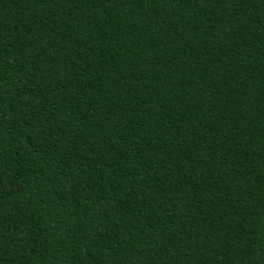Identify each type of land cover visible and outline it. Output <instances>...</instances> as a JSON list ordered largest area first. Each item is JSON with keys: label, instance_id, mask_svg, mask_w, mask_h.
<instances>
[{"label": "trees", "instance_id": "obj_1", "mask_svg": "<svg viewBox=\"0 0 264 264\" xmlns=\"http://www.w3.org/2000/svg\"><path fill=\"white\" fill-rule=\"evenodd\" d=\"M0 264H264V0H0Z\"/></svg>", "mask_w": 264, "mask_h": 264}]
</instances>
